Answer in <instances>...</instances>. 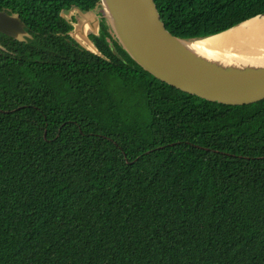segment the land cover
Listing matches in <instances>:
<instances>
[{"label": "trees", "instance_id": "obj_1", "mask_svg": "<svg viewBox=\"0 0 264 264\" xmlns=\"http://www.w3.org/2000/svg\"><path fill=\"white\" fill-rule=\"evenodd\" d=\"M98 2L0 0L28 34H0V264H264V100L168 86L105 17L87 51L60 13ZM155 2L186 40L264 14V0Z\"/></svg>", "mask_w": 264, "mask_h": 264}, {"label": "water", "instance_id": "obj_2", "mask_svg": "<svg viewBox=\"0 0 264 264\" xmlns=\"http://www.w3.org/2000/svg\"><path fill=\"white\" fill-rule=\"evenodd\" d=\"M99 9H103L111 32L122 49L155 79L186 94L225 106H246L264 100V60L218 59L198 52L193 46L264 14L199 40L182 39L169 32L155 0H99L92 11L71 7L62 11L60 16L68 20L72 12H78L84 17L81 29L88 24L89 15ZM96 25L98 27V21ZM0 34L18 41L28 36L19 16L5 11H0ZM70 37L74 39L71 33ZM86 50L99 55L91 42Z\"/></svg>", "mask_w": 264, "mask_h": 264}, {"label": "bare ground", "instance_id": "obj_3", "mask_svg": "<svg viewBox=\"0 0 264 264\" xmlns=\"http://www.w3.org/2000/svg\"><path fill=\"white\" fill-rule=\"evenodd\" d=\"M193 46L198 52L218 59L237 58L243 62L264 60V16Z\"/></svg>", "mask_w": 264, "mask_h": 264}, {"label": "rangeland", "instance_id": "obj_4", "mask_svg": "<svg viewBox=\"0 0 264 264\" xmlns=\"http://www.w3.org/2000/svg\"><path fill=\"white\" fill-rule=\"evenodd\" d=\"M101 14H104L103 9H99V10L95 11V13L93 15H89L88 24L86 26H84V28H81V29H79V27L84 22V20H83L84 17L81 16L78 12H72L70 15V16H75V19L77 18V20L75 21L77 23L72 24L74 30L71 32V34L73 35V38L76 41H78L81 45L85 46L86 48H89V46H90V42L87 38L88 35L91 32L97 33V31H96L97 30L96 20L98 19V15H101ZM70 16L68 17V20H69Z\"/></svg>", "mask_w": 264, "mask_h": 264}, {"label": "flooded vegetation", "instance_id": "obj_5", "mask_svg": "<svg viewBox=\"0 0 264 264\" xmlns=\"http://www.w3.org/2000/svg\"><path fill=\"white\" fill-rule=\"evenodd\" d=\"M62 11H64V10H62ZM71 15V14H70ZM69 15V16H70ZM68 16V17H69ZM104 17V14H101V15H98V19L96 20V21H98V27H99V23L101 24L100 25V30H98V27H97V33H95V32H91L89 35H88V40H89V42H93V43H95V40L92 38L93 36L94 37H97V38H100V36H101V34H102V27L104 26V22H103V20H101L102 18ZM77 20V18L75 19V16H70V18H69V20H67L68 21V23L70 24V26H71V30L70 31H68L67 32V35H69V37H70V33L74 30L73 29V25L72 24H76L77 22H75ZM84 20V19H83ZM107 23V22H106ZM107 25H108V23H107ZM109 26V25H108ZM107 30H108V28H107ZM109 32H111V28H110V31ZM111 36H112V38L113 39H115V37H114V35H113V33L111 32ZM104 39H105V41H106V43H108V45H109V47H111L112 45L110 44V40L107 38V36H105L104 37ZM74 42H76V44H78L79 46H82L83 48H85L86 49V47L85 46H83V45H81L78 41H76L75 39H72ZM91 40V41H90ZM91 42V43H92ZM92 43V44H93Z\"/></svg>", "mask_w": 264, "mask_h": 264}]
</instances>
